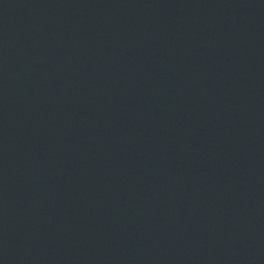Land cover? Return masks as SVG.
Listing matches in <instances>:
<instances>
[{
  "label": "water",
  "instance_id": "obj_1",
  "mask_svg": "<svg viewBox=\"0 0 264 264\" xmlns=\"http://www.w3.org/2000/svg\"><path fill=\"white\" fill-rule=\"evenodd\" d=\"M0 264H264V0H0Z\"/></svg>",
  "mask_w": 264,
  "mask_h": 264
}]
</instances>
